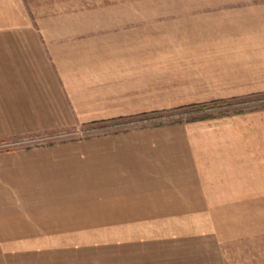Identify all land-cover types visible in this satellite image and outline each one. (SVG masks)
Segmentation results:
<instances>
[{"label": "rangeland", "instance_id": "374dc122", "mask_svg": "<svg viewBox=\"0 0 264 264\" xmlns=\"http://www.w3.org/2000/svg\"><path fill=\"white\" fill-rule=\"evenodd\" d=\"M0 35L48 36L46 53L57 47L52 66H70L62 87L70 78L77 110L91 104L92 117L241 98L227 114L173 112L96 130L71 113L73 122L52 130L5 136L0 198L28 205L6 203L19 211L12 226H0V264H264V179L133 187L125 170L133 164L124 161L126 148L159 145L151 132L165 127L260 129L264 0H0ZM88 37L118 48L73 49ZM204 115L213 116L186 121ZM7 149L14 155L3 157Z\"/></svg>", "mask_w": 264, "mask_h": 264}, {"label": "crops", "instance_id": "0c3cea01", "mask_svg": "<svg viewBox=\"0 0 264 264\" xmlns=\"http://www.w3.org/2000/svg\"><path fill=\"white\" fill-rule=\"evenodd\" d=\"M109 32L111 31H105L101 37L106 35L109 37L113 34ZM46 37L49 38L48 36L41 38L37 35H21L16 38L0 35V138L52 130L61 124L73 122L74 119L69 118L71 113L76 115V118L82 116L78 119L89 123L151 111H123L110 115L106 111L98 110L95 113L100 116L92 117L91 104L86 106L88 110H77L78 107H82L77 104L76 97L80 90L68 84L70 78L67 77L63 78L64 87L61 85V76H69L70 66H64L63 71L52 66L48 57L49 52L46 53ZM88 39L92 40L79 42L73 46V49H82L84 44L83 49H86V52L99 54L102 45L109 50L118 48L116 42L101 43L100 40L92 37L86 40ZM48 48L55 57L57 47L48 45ZM65 50L69 51V48H64L62 52H66ZM55 62L58 63L57 60ZM120 80L125 82V78ZM88 81L91 82L90 79ZM83 90V95L93 99L90 86L86 85ZM254 116L260 117L259 130H202L204 133H190L191 129L194 132L200 131V128L214 127L213 122L211 124L204 122L182 123L183 125L178 127H165L152 131V136H158L155 142L159 145L126 148V150L131 149L132 157H127L124 161L133 164L132 167L125 169L131 172V175L127 176L133 180L127 185L133 187L219 186L222 183H207L206 180L264 179V113L259 112ZM235 117L233 116L232 119ZM134 131L133 134L140 135L147 132ZM14 152L15 150L4 151L5 154L2 156H12ZM190 180L194 182L190 183ZM6 203L19 205L26 201L14 202L13 198H0V226H12L13 218H17L13 211H19L18 207L13 208L12 211ZM27 205L28 203L26 208ZM5 244V239L2 241L0 238V246Z\"/></svg>", "mask_w": 264, "mask_h": 264}, {"label": "trees", "instance_id": "16d2710c", "mask_svg": "<svg viewBox=\"0 0 264 264\" xmlns=\"http://www.w3.org/2000/svg\"><path fill=\"white\" fill-rule=\"evenodd\" d=\"M240 99L241 98H238V97L215 99V100L202 102V103H193V104L178 106L170 110H165V109L153 110L150 112H143V113L136 114V115L121 116V117H116V118H111V119H106V120L92 121L89 123H84L83 125L87 127H92L93 129H96V130H100V129H105L106 127L109 126V124H112V125L125 124V123H129L130 120H135L132 123H139V122H144V121L147 122L150 120L160 119L164 115H168L169 113H173V112H177V113L179 112L178 113L179 115H188V114H193V113H200L206 110H223L224 112H221V113L227 114L230 112V108L234 105V103L236 102L240 103L238 102ZM242 111H243L242 109L235 110L234 113H240ZM212 116L204 115L199 118L195 117V118L187 119L186 121L190 122V121L208 119V118H211ZM182 122H183L182 120H177L173 123H182ZM154 125L162 126L161 123L154 124ZM5 143H6V139L0 138V144H5ZM8 151H13V149L5 150V152H8Z\"/></svg>", "mask_w": 264, "mask_h": 264}]
</instances>
